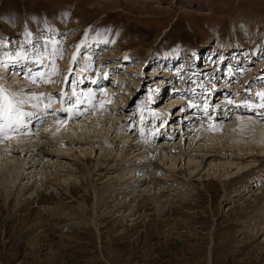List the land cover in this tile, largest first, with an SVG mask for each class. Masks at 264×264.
<instances>
[{"label":"rangeland","instance_id":"1","mask_svg":"<svg viewBox=\"0 0 264 264\" xmlns=\"http://www.w3.org/2000/svg\"><path fill=\"white\" fill-rule=\"evenodd\" d=\"M262 105L264 0H0V264H264Z\"/></svg>","mask_w":264,"mask_h":264},{"label":"bare ground","instance_id":"2","mask_svg":"<svg viewBox=\"0 0 264 264\" xmlns=\"http://www.w3.org/2000/svg\"><path fill=\"white\" fill-rule=\"evenodd\" d=\"M236 53V52H235ZM235 55V54H234ZM237 59H238V57H237ZM233 61H235V60H233ZM238 62V61H237ZM236 62V63H237ZM164 68V67H163ZM164 70V69H163ZM187 70H190V69H187ZM208 70H210L209 68H206V71H208ZM162 71V70H161ZM161 71H159V72H161ZM13 76H14V74H13ZM195 74L193 75V76H191V78H195ZM127 78H129V77H127ZM101 80V79H100ZM116 80V79H115ZM102 82V81H101ZM158 84V83H157ZM102 86H104V87H107V85L105 86V85H102ZM168 86V85H167ZM225 86V85H224ZM94 87V86H93ZM159 87H162V86H159ZM171 88L173 89V86H172V84H171ZM85 91H88V89H85ZM106 92V91H105ZM103 95H106L107 97H109L108 96V94H103ZM102 98V97H101ZM103 99V98H102ZM178 101V100H177ZM176 102V101H175ZM174 102V103H175ZM178 102H180V101H178ZM173 105V104H172ZM192 116V115H191ZM190 117V116H189ZM243 117V116H242ZM248 118V117H247ZM3 119H5V118H3ZM245 120H247L246 118H245ZM239 122H240V119H239ZM237 124V125H236ZM235 125L237 126L236 128L234 127H229V130L231 129V133L228 135L229 136V139H227V143L229 144H233L234 146L233 147H236V148H240L241 146H243L244 144H246L248 147L250 146H252L253 147V149L255 148V147H258V145H263V141H264V129H262V128H264V125H256L255 123H252L251 121H241L240 123H236ZM221 126V125H220ZM233 126V125H232ZM33 127V126H32ZM52 127H54V126H51V127H48V128H52ZM80 127H83L82 125H80ZM96 127V126H95ZM60 128V127H59ZM54 129V128H53ZM228 130V129H227ZM54 131V130H53ZM59 131V130H58ZM55 132H56V130H55ZM28 134V133H27ZM227 136V135H226ZM228 136H227V138H228ZM62 137V136H61ZM223 137V136H222ZM222 137L221 138H219V139H217V137H212V138H207V143L209 142V144H211L212 145V143L213 142H215L216 140H217V142L219 141V142H223V139H222ZM225 138V137H224ZM221 139V140H220ZM11 141V140H10ZM23 140H21V142H22ZM16 143L17 142H20V141H15ZM61 141H59V143H55V141L52 143V146L54 147V148H56V147H66L67 145H69L68 143H60ZM226 142V141H225ZM224 142V143H225ZM245 142V143H244ZM205 143V142H204ZM3 144V143H2ZM1 145V144H0ZM11 145H14V143L12 144H10L9 143V146L7 147V146H5L7 149H5V147H4V149H3V147H2V149H0V151L1 150H9V149H12L13 151H9L8 152V154H12V153H16V152H18L19 150H20V148H19V146L18 145H14V146H11ZM167 145V144H166ZM181 145V144H180ZM215 145V144H214ZM164 147V146H163ZM223 147V146H222ZM200 148V147H199ZM205 149V148H204ZM212 149H213V147H212ZM39 150H41V151H39ZM207 150V149H206ZM41 152V153H44V152H47L46 150L45 151H43V149H41L40 147H39V149H37L36 150V152ZM177 149L174 151V152H171V149L169 148H160V151H156L155 152V154H156V156H160V158L161 157H163L164 155H167V154H170V157L172 158L173 156H177L178 154H177ZM202 152H204L203 150H202ZM214 152H217V153H220V151L219 150H215ZM230 152V151H229ZM232 152V151H231ZM241 152V151H240ZM252 152H254V151H252ZM7 153V152H6ZM190 153H193V152H190ZM195 153V152H194ZM208 153H209V151H208ZM235 153V152H234ZM184 154H186V153H184ZM49 155H51V153H49ZM235 155H238V154H235ZM59 157V156H58ZM167 157V156H166ZM60 158V157H59ZM62 158H66V157H62L61 156V159ZM168 158V157H167ZM222 158V157H221ZM234 158V157H233ZM244 158H248V157H244V155H241L240 157H237V156H235V158L234 159H236V160H243ZM233 161V160H232ZM255 163V165L253 166V168L250 170V171H248V172H251V171H253V172H251V173H249V174H253V173H255V177L252 179L253 181H255L256 183H261L263 180H264V157L261 155V156H259L258 158H257V160L256 161H254ZM2 170V169H1ZM18 170V168L16 169V171ZM21 170V169H20ZM99 170V172H103L104 170H105V168H99L98 169ZM95 171H97V170H95ZM25 172H21V171H19L17 174H16V176H10L9 174H5V175H2V177L0 178L1 180L0 181H2V183H4L3 185H4V187H5V191H9V190H11L13 187V185L18 181V179L19 178H25L24 177V174ZM93 174H95V173H93ZM91 176H95V175H92V173H91ZM160 182H163L162 180H159ZM251 181V180H250ZM247 182V183H243V186H237L236 187V190H235V197H237V196H242L245 192H247L249 189H251V188H254L255 186H252V184H250V183H253V182ZM156 182V181H155ZM158 182V181H157ZM156 182V183H157ZM241 183V182H240ZM245 184V185H244ZM159 186V185H158ZM259 190V189H258ZM260 191H261V196H263L264 197V189H260ZM248 193H249V191H248ZM247 193V194H248ZM86 199V198H85ZM256 199H257V201L259 202V204L260 205H262V203H263V199H262V197H256ZM88 201V200H87ZM52 209V208H51ZM161 209H164V208H161ZM166 211V210H165ZM17 212H19V210L17 211ZM58 213H60V215H62L63 214V212H62V210H59V211H57ZM55 213V212H54ZM162 213V212H161ZM258 215V214H257ZM255 216V215H254ZM256 220L257 219H259V218H255ZM264 219V218H263ZM262 220V219H261ZM259 225V224H258ZM262 225V224H261ZM261 231L260 230H258V232H257V234H259Z\"/></svg>","mask_w":264,"mask_h":264},{"label":"snow or ice","instance_id":"3","mask_svg":"<svg viewBox=\"0 0 264 264\" xmlns=\"http://www.w3.org/2000/svg\"><path fill=\"white\" fill-rule=\"evenodd\" d=\"M33 99H38V98H33ZM28 102H29L28 100L17 101L18 106L11 110L13 112V115H10L7 117L6 127H9L12 131H16L21 127L22 121L20 120V117L21 116H28L29 114L20 112L19 106L24 105ZM261 107L264 108V105H262ZM8 111H9V109H7V108L4 109L5 113H7ZM12 125H15V127H12Z\"/></svg>","mask_w":264,"mask_h":264}]
</instances>
